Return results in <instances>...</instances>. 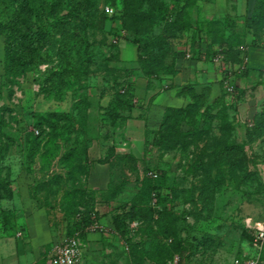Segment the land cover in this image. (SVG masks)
Returning a JSON list of instances; mask_svg holds the SVG:
<instances>
[{
    "label": "rangeland",
    "instance_id": "1",
    "mask_svg": "<svg viewBox=\"0 0 264 264\" xmlns=\"http://www.w3.org/2000/svg\"><path fill=\"white\" fill-rule=\"evenodd\" d=\"M87 6V38L72 44L69 34L84 30L61 26L48 43L61 53L35 72L4 73L0 36V235L20 231L26 215L42 209L53 243L84 232L82 264H264V239L256 241L255 229H264V70L257 56L264 51V0ZM220 48L227 60L212 63L213 91L205 94L201 83L198 93L164 87L176 60L189 69L211 63L203 54ZM228 76L231 94L222 84ZM141 79L151 92L180 93L186 102L160 115L146 100L128 104L121 90ZM94 108L101 111L100 136L112 140L108 162L119 168L101 191L86 183L100 161L88 157ZM128 118L150 122L146 136H128ZM149 172L157 177L150 180ZM91 213L115 236L88 233L78 214Z\"/></svg>",
    "mask_w": 264,
    "mask_h": 264
},
{
    "label": "crops",
    "instance_id": "2",
    "mask_svg": "<svg viewBox=\"0 0 264 264\" xmlns=\"http://www.w3.org/2000/svg\"><path fill=\"white\" fill-rule=\"evenodd\" d=\"M257 56L259 68L261 67L264 70V51ZM184 63L183 61L176 60L174 65L175 73L162 79V83H165L164 87L172 89V86H186L193 88L192 92L198 93V89H202L201 83L208 85L203 86L206 88V91L209 88L212 91L214 90V84L210 82L213 81L214 68L212 67V63L199 62L193 64L192 68L188 66L189 69L186 68L187 63ZM157 92H151L148 89L147 81L143 79L137 80L132 86V96L134 99L146 100V103L151 106V110L154 109L157 115L162 114L165 108L181 107L186 102L185 97L180 93L167 94L162 90L160 93ZM108 104L107 99L102 102V106ZM97 109L89 110L88 134L93 136H86V139H90L88 157L91 160L100 159L88 171L87 189L93 191L105 190L112 179L117 177L119 173V168L108 162L109 157L106 155V150L108 147H112V140L100 136L101 111ZM148 124L150 122L128 118L126 121H123L122 126L128 136H133L134 139H137L141 136H146ZM133 138L129 137L130 140ZM19 230L13 235H0V264H45L51 250L49 249L48 252L46 246L50 243L53 244L55 239V234L49 224L46 212L42 209H37L27 214Z\"/></svg>",
    "mask_w": 264,
    "mask_h": 264
},
{
    "label": "trees",
    "instance_id": "3",
    "mask_svg": "<svg viewBox=\"0 0 264 264\" xmlns=\"http://www.w3.org/2000/svg\"><path fill=\"white\" fill-rule=\"evenodd\" d=\"M87 4L88 0H0V36L6 41L4 73L15 75L35 72L40 65L51 63L52 56H58L61 52H55V54L50 52L48 43L61 26L84 30L82 35L73 32L69 34L68 37L72 44L75 43L74 38L85 40L87 38L85 29L93 22L92 16L89 18ZM217 51L223 54L224 61H226L227 54L222 48L203 54L204 59L210 61ZM209 89L206 91L204 88L203 92L208 94ZM120 94L127 96L129 100L127 103L133 105L132 86L121 90ZM148 200L149 198H145V201ZM93 215L94 213H91L88 219L87 217L82 219V215L78 214V218L82 222L88 220L89 225L92 223L91 216ZM110 229L111 236H115V229ZM77 233L81 239L84 232L80 231H75L67 237ZM123 250L128 253V245H124ZM257 264H260V261Z\"/></svg>",
    "mask_w": 264,
    "mask_h": 264
},
{
    "label": "built area",
    "instance_id": "4",
    "mask_svg": "<svg viewBox=\"0 0 264 264\" xmlns=\"http://www.w3.org/2000/svg\"><path fill=\"white\" fill-rule=\"evenodd\" d=\"M103 11L106 15L111 16L113 14V8L110 6H106L103 8ZM186 58H190V54L186 55ZM204 59L205 56L203 55ZM211 63L213 64H221L224 61V56L220 51H217L211 57ZM244 63L241 65V69H244ZM223 88L226 93L231 94L233 92V84L229 79V76L225 78L223 81ZM37 133V132H36ZM148 176L152 179L156 178V174L153 172H149ZM92 223L88 225L87 231L88 233L98 232L99 234L109 236L112 234L111 229L105 226H102L98 223V220L95 216H91ZM247 226L251 227V224L247 222ZM256 229V241H263L264 239V229L261 227H255ZM20 236V234H18ZM127 249V248H126ZM83 261V250L82 244L80 242V238L78 233L71 237H65L60 240H57L52 244L51 250L48 254V259L45 264H82ZM258 260L252 258H234L231 264H257Z\"/></svg>",
    "mask_w": 264,
    "mask_h": 264
}]
</instances>
